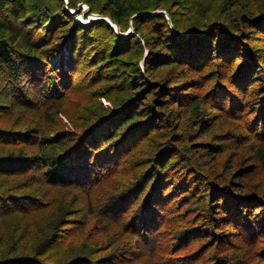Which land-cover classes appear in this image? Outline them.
<instances>
[{"label": "rangeland", "instance_id": "obj_1", "mask_svg": "<svg viewBox=\"0 0 264 264\" xmlns=\"http://www.w3.org/2000/svg\"><path fill=\"white\" fill-rule=\"evenodd\" d=\"M179 1L181 4L183 3L181 0H130V3L133 4L135 10H138V13L134 15H148L146 10H152L154 4L159 2L163 7L173 9L179 20L185 24L204 21L201 17L197 18L193 15L191 18V14L186 15L182 12L186 5L183 6L182 4L181 8L178 5ZM257 2L261 3L262 0H257ZM26 5L28 7L25 11L30 12L32 10L31 15L45 11L42 0H28ZM59 5L72 16V18L67 17L71 23H68L67 20L64 21L65 25L56 35L55 41L59 46L57 49L58 54L60 51L64 52V58H66V41L74 34L71 29L72 23L87 26L92 22L103 20L97 18L98 16L108 20L110 18L99 14V12H107L108 3L106 4L105 0H61ZM70 5H73V7ZM220 6L219 3V8ZM90 8H94L98 13H92L89 10ZM159 9L161 10H158V12H164L165 15L170 17L167 9ZM211 15H213V18L218 16V14ZM6 19L5 23L14 29L28 23V19L23 17H20L17 22L13 21L11 15ZM47 20L48 18L44 12L43 23L31 24L30 26L33 29L21 35L25 36L24 38L28 42H34L37 45L47 44L50 40L55 39L51 38L54 35L52 31L48 35L43 32V29H39L41 24H48L49 26ZM15 23L18 26L15 27ZM113 25L118 29L116 30ZM113 25L110 24L111 28L114 29H110L111 32L100 27L101 29H94L98 34L96 37H88L93 35L91 33H87V36L83 37L88 41L87 45L93 44L94 46L91 48L86 45L83 46L85 52L81 51V54H88V58L85 60L88 62L90 58L91 63L87 67L83 66L81 73L84 74L91 70L92 74L95 69H97L96 73H99L97 81L90 87L81 90L74 85L75 88L69 94L65 91L64 98L61 99L62 102L58 100L52 103L44 101V99L26 102L22 100V97L14 96V93H8L4 103L0 104V133H3V137L0 136V157L20 153L26 159L17 161L22 162L21 169L25 171L0 176V194L5 197H8V195L14 196L12 200H0V206L3 205L8 209L7 213L0 212V262L7 258L31 257L35 258L36 262H41V264H63L76 256H84L81 249L83 245H87L92 249L94 258L104 260L108 264H125L120 260L121 253L126 251H129L126 258H136L133 264H164L163 255L166 253L167 247H171L169 245L171 241L169 240H173V249L178 250L176 254L179 258L184 257V254L194 252L200 256L197 257V263L203 259L206 260L203 262L204 264H221L223 262L222 255L225 253L217 248L219 244L212 248L205 247L206 243L202 244L206 241L204 236L217 233L219 235L226 234L228 240L235 238V246L238 247L234 246L232 250L227 251L224 255L229 259L230 264L264 263L262 255L264 250V242L262 241L264 239H260L262 235H258V232L256 233L258 236L254 241L256 244L242 245L245 234L241 233L239 228L230 225L215 232L207 222L208 226L202 228V230H209V232L190 235L188 244L183 238L184 224L187 219L195 223L202 220L203 223L206 221L200 219L201 213L205 211L201 201H206L208 198V195L204 193H207L209 178L223 181L225 184L229 183L235 189H242V193L258 196L264 192V165L259 166L249 161L247 147L249 143L263 142L264 136L261 135L260 129L253 131V126L248 124L252 117L247 115V112L240 111V109L235 110L234 113L229 112L228 100L232 99L231 97L235 94V91L231 90L232 87H230L234 81V79L230 81V77L233 76L230 75V72H227L225 78H221L228 89L227 91L224 87L222 93L227 95L220 100L225 105H220V103V106H216L214 104V107L211 109L208 107L209 109H207L201 104L200 107L195 108L197 111H193L194 109L186 108L187 97L202 94L206 88L203 83L208 82L207 78L213 81L215 76L210 74L204 80L197 79L195 78L196 74L186 71L179 63H171V61L167 64L164 61H158L154 65V69H150L145 65L149 49L144 40L154 38L159 34L158 23L145 24L141 28V34L133 31L132 18L129 19L128 27L124 31L120 30L116 24L113 23ZM85 31L80 33L86 35ZM77 35L81 36L79 33ZM132 35L136 38V41L133 39L130 43L127 42L128 44L126 43L125 47L115 51L109 49V46L114 42H123ZM187 35L188 33L185 36ZM251 42L249 41V43ZM49 48H53V45H50ZM160 48L162 49L163 46H160ZM161 53L164 54L165 52L162 51ZM153 59L156 60V57H153ZM94 66L96 67L94 68ZM55 68L57 71L55 73L56 82L64 80L67 75L64 76L60 73V67ZM257 76V81L254 77L249 81L250 85L252 84L250 91L259 90L260 85L263 83V76ZM200 81L204 82L200 83ZM145 83L149 84L145 85ZM65 85H67L66 82ZM168 85H172L175 89L173 94L175 92L180 94L176 95L175 93L173 96H177V98L183 96L179 99V104L176 103V98H171V107H169V111L166 110L169 112V121L167 123L158 121L157 125L147 123V119L143 117L129 121L121 129V132L130 128L133 129L146 122L142 133L143 139L141 138L137 143L131 144L121 158L112 163L114 168L110 172L101 170L99 167L94 171L93 181H91L88 188L77 186L61 188L51 186L42 180L40 166L37 161H34L39 156L36 142L41 134L46 133L47 136H51L63 132L84 133L92 128L94 126L92 123L97 122L100 117L101 119L104 118L102 120L104 121L108 115H117L126 106H135L134 103H137L138 100L140 102L144 101L143 104H145L139 105L140 107L147 106V108L151 107L159 111L160 102L163 101L161 92L164 90L165 93ZM173 88L170 90H173ZM185 94L186 96H184ZM236 94L238 95V93ZM252 94L255 96L254 92ZM209 96H204L203 99L207 101ZM235 103L239 104L240 100H235ZM47 112L53 115V119L46 117ZM54 112H57V114ZM225 119L228 122L221 123ZM201 121L202 123L210 121L209 124H213L212 128L210 130H208V127L201 129ZM242 127L250 128L248 138H244L243 135L238 137L234 133ZM166 146H171L168 148L171 150L167 155L170 156L169 160L172 168L177 169L176 174L180 172L182 175L186 171L190 172V175L185 174V176L190 178L191 184H198V189L190 188L192 191L187 193L181 190L178 195L170 197L163 207L158 208L155 217L156 224L152 226V232L144 237L147 239L141 238L144 243L139 245L137 244L140 241L135 240L137 248H132L131 243L134 239L130 238L131 236L127 232L122 231L125 230L124 225L127 217L130 221L140 212L142 201H135L136 192L133 191L129 194L127 187L131 186L130 184L140 177L141 172L145 171L150 175V170L154 167L153 159L165 155ZM210 146L215 150H211ZM30 158H33V160L31 162L27 161L31 160ZM241 168H250L251 173L242 171ZM201 175H205L204 178L207 177V181L202 180ZM176 178L178 180V177ZM168 183L169 181H166V184L163 185L165 190L169 187ZM59 202L63 204L73 203L74 207L79 209V212L75 218L70 217L69 224L59 229H52L48 225V220ZM258 209H260L259 206L252 209V213L256 214ZM259 214L255 215L254 219H257ZM165 227L166 229H164ZM103 228L107 229L108 232H103ZM155 229H164L158 239ZM137 231L139 232V230ZM232 234H236L235 237H232ZM170 235H172V238H169ZM246 235L245 237L248 240H251L254 236ZM47 236L53 238L49 250L41 256H36V247ZM208 238L206 239L208 240ZM210 242H213V239L208 242V245ZM202 252H204L203 255H201ZM211 255L216 256L217 259L213 260ZM245 258L246 260L243 261L242 259Z\"/></svg>", "mask_w": 264, "mask_h": 264}, {"label": "trees", "instance_id": "obj_2", "mask_svg": "<svg viewBox=\"0 0 264 264\" xmlns=\"http://www.w3.org/2000/svg\"><path fill=\"white\" fill-rule=\"evenodd\" d=\"M42 1L45 6V11L31 15L32 10L30 12L25 11L28 7V5H26L28 0H0V104L4 103V99L8 93H14V96L22 97V100L26 102L44 99V101L54 103L58 100H63L65 91L69 94L75 88L74 85L84 90L97 81V76L99 74L96 73L97 69H95L92 74L90 72L91 70L84 74L81 73L82 67H87L91 63L90 58L88 62L85 60L88 58V54H81V51H84L83 46L86 45L89 48L94 46L93 44H91L92 46L87 45L88 41L83 37H86L87 33L93 34L88 37H96L98 34L97 31H94L95 28H106L111 32L110 29H113L111 28L112 26L105 20H100L95 23L92 22L87 26L72 23L71 29L75 35L73 34V36L66 41L67 50L65 52L66 58H64V52L62 53L60 51L58 54L59 51L57 49L59 46H57L58 44L55 42L56 35L61 31L63 25H65V20L71 23L70 19H67V17L72 18V16L59 5L61 0ZM181 2H183V6L186 5L182 12L186 15L191 14V18L193 15L197 18L201 17L204 21L201 20L199 23L193 22L185 24L183 21L179 20L173 9L170 10L165 6L163 7L159 2L154 4L152 10H146L147 13H149L148 15H134L138 13V10H135L130 0H105V3H108V8L106 10L108 13L99 12V14L109 17L122 31L127 29L129 19L132 18L133 31L139 34L142 33L141 28L145 24L153 25L158 23L159 34L154 38H146L144 40V43L149 49L145 65L150 69H154V65L158 61H164L166 64L171 61V63H179L186 71L196 74L195 78L197 79L204 80L209 77L210 74L215 76L213 77V81L207 78L208 82H205V84L203 83L204 81H200V83H203L206 87L205 91L199 94V96H192L189 94L190 96L187 97L188 100L185 103L186 108L197 111L195 108L200 107L201 104L207 107V109L214 107V104H216V106L225 105L222 104L220 100L227 95L222 93L224 87L227 89V85L222 82L221 78H225L227 72H230V75L233 76L232 78L230 77V81L234 79L230 87H232L231 90L235 91V94L231 97L232 99L228 100L229 112L234 113L237 109L247 112V115L252 117L248 124L253 126V131H258L260 129L261 135L264 136L263 0L261 3L257 2V0H181ZM219 3L221 4L220 8ZM182 4L179 1L178 5L181 8ZM70 6L73 7V5ZM159 8L167 9L171 17V24L164 12H158V10H161ZM89 10L92 13H98L94 8H90ZM44 12L48 18L47 21H49V26L48 24H41L39 29H43V32L48 35L50 31H52L55 36L52 35L51 38L55 39L50 40L47 44H43L45 46L42 47L43 45L28 42L25 40V36L21 34L31 31L33 29L32 26H30L31 24L34 25L37 22L43 23ZM9 14L15 22H17L20 17L28 19V23H26L25 26L14 24L15 27L18 26L20 28V32L18 27L14 29L5 23V20H7L6 18L10 16ZM211 14H218V16L213 18ZM162 29L164 30L163 32L161 31ZM56 31L57 33L55 34ZM81 31H85L86 35L81 34ZM76 33H79L82 37L78 36ZM186 33H188L187 36H185ZM133 39L136 41V38L132 35L123 42L116 41L109 46V49L113 51L121 49V47H125ZM249 41L252 42L249 43ZM79 42H81V44H79ZM50 45H53V48H49ZM54 45H56V47H54ZM160 46H163V48L161 49ZM162 51L165 53H161ZM153 57H156V60H154ZM57 66L60 67L61 74L64 76L67 75L64 77V80H58V82H56L55 76V73H57L55 67ZM95 67L96 66H94V68ZM257 75L263 76V83L260 85L259 90L250 91L249 89L252 84L250 85L249 81L252 80L253 77L255 81H257ZM65 82L67 85L69 83V85H65ZM148 84L149 83H145V85ZM171 88H173V86L168 85L166 92L164 93V90L161 92L163 101L160 102L161 106H159V111L151 107L147 108V106L144 107L145 109L140 107L145 104H143L144 101L140 102L138 100L137 103H134L135 106H126L122 112L114 116L108 115L104 121H102L104 118L101 119L100 117L97 122L92 123L94 126L84 133L76 134V132H63L51 136H47L46 133L41 134L36 142L39 156L38 159L34 161H37L40 166L39 169L42 180L51 186H59L61 188L65 186L88 188L91 181H93L94 171L100 167L101 170L103 169L110 172L114 168L112 163L116 159H120L131 144L137 143V141L142 138L146 122L141 123L133 129L130 128L127 131L121 132V129L126 126L129 121L138 117L147 119V123H152L153 125H157L158 121H165V123L169 121V112L166 110L171 107V98H176V103L179 104V99L183 97L180 96L177 98V96H173L175 93L176 95L178 93L175 92L173 94L175 89L173 88V90H170ZM157 89H159V87H157ZM252 92L255 93V96ZM236 93H238V95ZM207 95L210 96L208 100L205 101L203 97ZM184 96H186V94ZM237 99L240 100V106L235 103ZM170 109L173 110L172 108ZM54 113L57 114V112ZM45 115L47 118L53 119V115L50 112H47ZM209 122L202 123L201 121V129L208 127V130H210L213 124L210 125ZM226 122H228L227 119L223 120V122L221 121V123ZM249 129L250 128L242 127L234 133L238 137L243 135L244 138H248ZM0 136L3 137V133H0ZM166 147L167 150L165 151L166 153L164 152L165 155L153 159L154 167L152 166L153 169L150 170V175L145 171L141 172L140 177L133 181L130 184L131 186L127 187L129 189V194L133 191L136 192L137 196L135 195V201H142L140 212L130 221H128L129 218L127 217V221L124 225L125 230L122 231L127 232V234L131 236L130 238L134 239L133 243H131L132 248H137V245L144 243L141 238H144L152 232L151 228L156 224L155 217L158 210L165 205L170 197L178 195V192L181 190L187 193L192 191L190 188L194 187L198 189V184H191L190 178L185 176V174L190 175V172L186 171L182 175L180 172L176 174L177 169L175 167V169L172 168L169 160L170 156L167 155L171 150L168 148L171 146ZM247 147L249 150V161L259 166L264 165V141L258 142L257 144L249 143ZM210 149L215 150L212 147ZM23 159H25V157L20 153L0 157V176L17 174L25 171L21 169L22 162H17ZM30 159L31 160L27 161L31 162L33 160V158ZM241 169L242 171L251 173L250 168ZM176 177H178V180ZM204 177L205 175L202 176V180L207 181V177ZM211 179L212 178L208 179L210 182L207 185V193H204L208 195V198L206 201H201L205 211L201 213L200 219L206 221L203 223L202 220L199 223H195L187 219L183 230V238L187 241L186 244L190 241L188 239L190 235L209 232L207 229V231L202 230V228L208 225H210V228L214 229L215 232L218 231V229L226 228V226L231 225L239 228V231L244 233L245 236H247L246 234L254 235L251 240L243 236L244 242L242 245L256 244L254 241L258 235H262V238H260L261 240L264 239V231H262V229H264V192L258 196L255 194L242 193V189H235L230 186L229 183L225 184L223 181ZM166 181H169V187L165 190L163 185L166 184ZM164 191H166L165 194ZM13 197L14 196L11 195L5 197L3 194H0V200H12ZM258 206L260 209L257 210L258 212L256 214H253L252 209ZM7 210L8 209L3 205L0 206V212L7 213ZM78 212L79 209L75 208L73 203L63 204L59 202L52 211L48 220V225L52 229H59L69 224L70 217L75 218ZM258 213H260L258 218L254 219L255 215ZM207 222L208 225L206 224ZM164 229H166V227ZM164 229H155L158 235L157 239L160 234L163 233ZM137 230H139V232ZM102 231L108 232L105 228H103ZM257 232L258 235L256 234ZM229 234L231 235V233ZM232 235V237H235L236 234ZM202 237L201 235V238ZM207 237H209L208 240L206 239ZM116 238L118 239L119 237ZM169 238H172V235H170ZM204 238L206 241L203 240L205 242H202V244L206 243L205 247L212 248L219 244L217 248L225 253L222 255L223 262L221 264H230L229 259L224 255L236 245L235 238L233 240H228L226 234L219 235L217 233L206 235ZM145 239L147 238H144V240ZM209 239H213L214 243L210 242L211 244L209 243L208 245ZM135 240L140 242L137 244V242H134ZM169 241H171L169 243L171 247L168 248L166 246V253L162 258L163 262H165L164 264H204L203 262L206 261L202 259L197 263V257L200 256L194 252L184 254V257L179 258L176 254L178 250L173 249V240ZM52 242V236L45 237L36 247V256H41L46 253ZM262 242H264V240ZM81 250L85 257L76 256L63 264H108V262H104V260L94 258L95 256L92 254V249L89 246L83 245ZM128 254L129 251L121 253L120 261H123L125 264L135 263L134 260L136 258H126ZM203 254L204 252L201 253V255ZM262 255L264 257V250ZM25 258H7L1 261L0 264H41L39 261V263L36 262L37 260L35 258ZM211 258L213 260L217 259L214 255H211ZM242 260L245 261L246 258Z\"/></svg>", "mask_w": 264, "mask_h": 264}, {"label": "water", "instance_id": "obj_3", "mask_svg": "<svg viewBox=\"0 0 264 264\" xmlns=\"http://www.w3.org/2000/svg\"><path fill=\"white\" fill-rule=\"evenodd\" d=\"M147 14H149V13H147ZM166 17H167V19H168V21H169V23L171 24V20H170V17L168 16V15H166ZM97 18H100V19H103V20H106L109 24H112L113 25V23H112V21L109 19H106V18H104V17H100V16H98ZM115 28H116V26L115 25H113ZM118 28H116V30H117Z\"/></svg>", "mask_w": 264, "mask_h": 264}]
</instances>
